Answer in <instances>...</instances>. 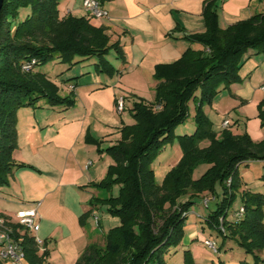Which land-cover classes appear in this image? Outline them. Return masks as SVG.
Instances as JSON below:
<instances>
[{"label":"trees","instance_id":"obj_1","mask_svg":"<svg viewBox=\"0 0 264 264\" xmlns=\"http://www.w3.org/2000/svg\"><path fill=\"white\" fill-rule=\"evenodd\" d=\"M61 1L3 0L0 187L7 186L13 171L20 167L12 159L16 147V111L36 107L41 100L49 107L63 109L75 103L72 95L61 96L59 87L39 67L56 59L69 70L94 58V73L111 77L116 70L107 59L109 52L113 51L123 61L119 44H111L103 28L95 27L84 17H60ZM22 10L26 11V17L18 21ZM203 17L205 32L185 36L188 41L200 44L203 51L188 49L175 63L157 66L155 103L143 100L133 103L130 109L133 123L119 129L120 139L114 145L98 151L106 154L112 164L104 178L91 186L108 196L92 197L89 205L106 206L108 214L118 218L120 224L103 235V246L90 244L75 264H168L166 257L184 237L188 213L208 194H215L217 186L221 187L222 197L216 210L206 215L205 223L223 241L233 240L251 256V262L239 264H264V195L243 192V216L239 221L227 220V211L241 188L239 166L253 161L264 163V140L254 142L247 133L236 136L228 130L216 135L203 111V106L210 105L222 87L239 82L238 72L248 51L264 53V15L257 14L221 29L212 3H208ZM33 60L31 71H23V65ZM190 102L195 106V130L190 135L176 136V127L189 117ZM258 110L260 126L264 128V100ZM174 139L181 158L162 183L157 184L151 164ZM200 165L208 168L194 179V170ZM260 180L264 183V165ZM115 185L119 186V193L112 196ZM11 226L26 263L48 264L47 251L39 255L33 237L26 232L21 234L19 226ZM216 248L219 252L217 244ZM183 264H193L188 251L183 254Z\"/></svg>","mask_w":264,"mask_h":264},{"label":"crops","instance_id":"obj_2","mask_svg":"<svg viewBox=\"0 0 264 264\" xmlns=\"http://www.w3.org/2000/svg\"><path fill=\"white\" fill-rule=\"evenodd\" d=\"M82 2L62 0L60 17L87 18ZM208 3H212L221 29L264 15V0H102L108 18L90 23L103 28L111 44H119L123 61L115 53L112 60L108 59L116 74L109 77L94 73L95 61H91L92 70L65 79V71L73 67L67 70L60 65L55 76L46 72L61 96L74 97V106L49 107L41 100L36 107L16 111L12 159L20 167L13 171L8 185L0 187V219L13 224L17 211L38 204L36 236L47 251L46 263L75 264L84 250L100 239L93 236L96 231L88 222L94 209L89 201L98 196L91 184L104 178L112 160L98 151L114 145L120 139L119 129L133 123L124 122L125 112L116 113L115 98L124 96L128 108L132 99L154 97L157 66L175 63L188 49H203L185 36L205 32L203 9ZM238 76V83L222 87L211 104L203 106L204 114L216 135L228 130L236 136L247 133L252 141L261 142L264 128L258 108L264 100V53L248 51ZM225 120L230 122L226 129L222 126ZM191 129L194 132V123L183 133L190 135ZM88 162L91 165L85 168ZM251 163L262 171L263 162ZM174 166L162 174L167 175ZM193 214L200 225L195 221L185 225L184 237L174 253L180 250L182 262L183 252L188 251L193 264H213L203 241L215 238L220 253L230 248L232 240L223 241L214 231L215 237H207L201 215ZM43 252L39 250L38 254Z\"/></svg>","mask_w":264,"mask_h":264},{"label":"rangeland","instance_id":"obj_3","mask_svg":"<svg viewBox=\"0 0 264 264\" xmlns=\"http://www.w3.org/2000/svg\"><path fill=\"white\" fill-rule=\"evenodd\" d=\"M25 17H26V12L24 10L20 11L18 21L24 20ZM75 18H80V17H75ZM84 18H86V16ZM86 19H88L90 21L95 20L93 18H90L89 16ZM200 51H203V49H200ZM113 56H114V52L110 51L107 59L112 60ZM91 61L93 63L95 61V59L92 58L90 61L83 62L84 64H82V65L79 64L77 66H74L71 70L65 71L62 78L66 79L69 76H71L72 74H80L83 70L84 71L87 69L92 70V68L89 66ZM60 65L61 64H59V62L56 59H53V60L48 61L43 66L39 67V69L47 71L50 74V76L53 77V76H55V72L58 71L57 67H60ZM60 69H63V68H60ZM73 82H75V81H73ZM141 100L145 101L146 103L154 104L156 101V95H154V97H151V98L146 97L145 99H139V100L132 99L129 101L128 108L131 109L133 103L141 101ZM128 108H126L125 117L123 118V120L126 124H130L133 121V119L130 115V109H128ZM188 113H189L188 119L186 120L185 123L180 124L179 126L176 127V129L174 130V135H176V136L177 135H183L184 134L183 132H185V130H190V127H192V125L194 123V115H195V106H194L193 102L189 103ZM191 130L192 131L190 132V134L193 133V129H191ZM181 155H182L181 150H180V147H179L176 139H174L171 144L167 145L161 151V153L157 155V157L154 159V161L151 164V168L154 171L155 180H156L157 184H161V182L165 176L164 174H162V172L164 170H169L171 168V166L176 165V162L181 158ZM207 168H208L207 165L198 166L194 170L193 178L194 179L199 178L207 170ZM261 170L262 171H258L256 169V167L252 165L251 162L249 163L248 166H246V165H240L239 166L238 177H239L240 182H241V188L236 193L235 200L233 201L232 205L230 206V208L227 211V220L228 221L231 220L232 218H234L233 217L234 213L237 212L239 210V208L243 207V204H242L243 192H247V191L248 192H261V194L264 195V183L260 180L261 176L263 174V166H262ZM118 193H119V186L115 185L114 188L112 189L111 194H112V196H117ZM98 196L101 198H105L108 195L103 191H98ZM221 197H222L221 187L217 186L215 189V194H213V195L208 194L205 197V199L209 200L208 207L205 208L201 203L202 201H200L199 203L194 205L192 207V209L190 210V212L188 213L185 225H188L189 223H192L194 221L197 222L198 225H200L198 219H195V215L193 214L194 212L199 213L202 217V225L204 227V230H205L207 237H210V238L215 237V234L212 233L214 230H212L211 228L208 227V225L204 222V219L208 213H211V212L216 210L217 203L220 202ZM263 212H264V209H263ZM92 216H97L99 218L100 226L95 225ZM91 218H92L91 220H88V222L90 224L89 226L91 228H94V230L96 231L93 234V236L94 237L98 236V238H100L98 240V242L93 243V244H96L99 247H101L104 244V239L102 236L105 235L109 230L119 226L120 221L118 218L112 217L111 215H109L107 212L106 206L101 205V204L100 205L96 204V206L92 210ZM263 223H264V219H263ZM214 239L215 238H212L210 240L214 241ZM229 245H230V248H228L226 251L222 250L220 253L219 252H213L212 250L208 249L207 247H204V248L208 252L209 257L211 258L210 261H212L213 264H219L220 262H224L226 264H239L240 261L251 262V256L245 254L243 252V250H241L233 240ZM174 251H175V249H171L170 255L166 257L167 263L168 264H183V262L181 261L180 250L177 251L176 254L174 253ZM183 254H184V252H183Z\"/></svg>","mask_w":264,"mask_h":264},{"label":"built area","instance_id":"obj_4","mask_svg":"<svg viewBox=\"0 0 264 264\" xmlns=\"http://www.w3.org/2000/svg\"><path fill=\"white\" fill-rule=\"evenodd\" d=\"M83 9L87 12V15L93 19H106L108 18V12L102 7V3L99 0H83L82 2ZM35 65V61H31L23 65L22 70L25 72L31 71L33 66ZM264 91V83L261 87ZM126 110V101L124 96L119 95L115 98V111L118 115H121ZM230 125L228 120H225L222 123L223 128H227ZM91 163L88 162L86 167L90 166ZM230 182H228L229 184ZM213 199V198H212ZM208 199L202 200V205L207 208L208 207ZM38 204L33 208L22 209L16 212L15 221L13 225H17L20 227L19 232L22 234L26 232L29 236L33 237L37 247L40 251H44L42 248L41 241L37 238L36 234L39 231V224L37 221V207ZM244 210L243 208H239L237 212L234 213V219L239 221L243 216ZM93 220L95 225L98 226L99 218L97 216H93ZM12 223L8 222L5 219H0V261L10 262L12 264H25V256L24 252L17 240L14 238V230L12 228ZM221 231H223L222 226L220 227ZM203 244L208 249L213 252L217 251L216 243L212 240H204Z\"/></svg>","mask_w":264,"mask_h":264},{"label":"water","instance_id":"obj_5","mask_svg":"<svg viewBox=\"0 0 264 264\" xmlns=\"http://www.w3.org/2000/svg\"><path fill=\"white\" fill-rule=\"evenodd\" d=\"M2 4H3V0H0V10H1Z\"/></svg>","mask_w":264,"mask_h":264}]
</instances>
